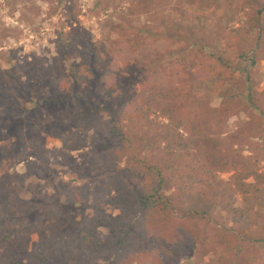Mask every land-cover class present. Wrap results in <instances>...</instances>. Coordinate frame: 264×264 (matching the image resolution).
<instances>
[{
	"label": "rangeland",
	"instance_id": "obj_1",
	"mask_svg": "<svg viewBox=\"0 0 264 264\" xmlns=\"http://www.w3.org/2000/svg\"><path fill=\"white\" fill-rule=\"evenodd\" d=\"M191 0H0V143L2 136L11 134L21 124L27 137L37 136L52 154L38 157L34 154L14 165L16 176L9 195L15 201L12 224L7 233V244L14 239V232L27 222H47L50 212H61L62 230L67 220L91 215L97 208L115 215L117 210L104 206L96 195L110 177L112 164L123 166L130 153L136 159L152 161L173 158L160 132L165 120L145 128L143 137L134 139L129 147L120 137H110L107 121L110 119L108 103L90 98L92 122L83 132L87 137L85 147L59 156L56 149L61 144L60 133L74 129L70 114L80 103L74 98L61 99L53 93L50 100L43 97L54 91V81L68 75L70 65L81 66L91 50L113 52L112 63L123 70L126 63L135 64L144 54L151 61L161 56L158 69L153 74L157 82L181 86L186 102L182 116L190 130L217 139L221 153L227 161V170L219 177L227 179L233 172L234 160L242 157L255 161L264 171V36L259 28L264 25V9L256 8L242 0H209L203 7H193ZM189 19L178 25L181 35H173L174 19L182 12ZM247 13L258 23L244 38L231 30L242 26ZM253 20V21H254ZM167 23L170 24L166 28ZM199 26L200 28L198 29ZM164 28L166 35L147 38L145 28ZM73 29L77 47L68 59L57 53L56 40L60 32ZM201 31L212 44L207 47L196 38ZM199 49L207 55H223L234 62L225 77L215 71L208 77L197 79L195 73L203 65ZM211 59L210 56H205ZM254 60V63H252ZM153 66V67H154ZM250 75V78H249ZM138 84L134 77L127 80ZM232 87L240 97L249 96L247 105L235 106L225 100L223 92ZM252 97L260 105H251ZM254 105V104H253ZM7 121V123H6ZM186 134H189L186 133ZM138 176L136 181H140ZM238 199V204H242ZM0 212L4 209L0 205ZM212 224L231 226L227 211L216 210ZM261 232V229L257 230ZM43 241L32 235L23 248L17 251V264H32L29 253H35ZM25 251V252H26ZM259 254L264 245H258ZM198 249L189 258L177 264H214V256L207 254L198 262ZM30 256V255H29ZM132 264H154L143 251L137 253Z\"/></svg>",
	"mask_w": 264,
	"mask_h": 264
},
{
	"label": "trees",
	"instance_id": "obj_2",
	"mask_svg": "<svg viewBox=\"0 0 264 264\" xmlns=\"http://www.w3.org/2000/svg\"><path fill=\"white\" fill-rule=\"evenodd\" d=\"M208 2L191 0L190 5L203 7ZM242 2L256 8V14L264 9V0ZM247 17L244 25L231 30L240 38L258 25L250 13ZM188 19L189 13L184 11L173 20L176 24L173 35L182 34L178 25ZM169 26L167 23L166 28ZM145 30L150 40L168 32L165 27ZM196 35L210 47L212 43L203 32ZM258 35L264 36V25ZM56 45L58 55L68 59L77 47L74 30L60 32ZM86 51L85 62L79 67L70 65L68 75L54 81V91L43 94L47 100L54 92L56 97L74 98L80 103L70 114L74 129L57 137L61 145L55 148L56 154L67 156L86 146L88 139L83 132L92 122L93 114L85 107L91 106L90 98L96 94L108 103L110 137H120L131 147L134 139L143 137L145 128L165 120L160 137L173 158L155 162L136 159L130 153L125 165H111L105 186L96 190L99 201L117 210V214L97 208L91 215L70 218L61 231V212L55 210L47 215V222L25 223L7 244L11 211L15 210V201L9 195L16 176L14 165L32 154L44 157L53 152L39 137H27L22 125H16L11 134L2 136L0 143V205L4 209L0 212V264H17V251L27 254L23 246L34 234L43 243L35 253H29L27 259L32 264H132L141 251L154 264H177L191 257L195 249L199 251L198 262L212 254L214 264H264V253L258 252V245H264V171L255 166V161L242 157L234 160L233 172L227 179L219 177V173L227 170L219 141L191 131L182 116L186 102L181 86L157 82L153 76L158 69L154 65L160 64L163 57L151 61V55L144 54L135 64L126 63L119 70L112 63L113 52L90 48ZM197 54L204 57L203 65L195 73L197 79L208 77L211 71L225 77L234 62L227 56L206 55L203 49ZM153 62L154 67L150 66ZM130 77L138 84H128ZM249 96L239 98L232 87L223 92L225 100L235 106L247 105ZM256 101L252 97L251 105L260 111ZM261 113L264 126L263 109ZM138 176L140 181H136ZM239 198L242 204H238ZM216 210L229 213L231 226L212 224Z\"/></svg>",
	"mask_w": 264,
	"mask_h": 264
}]
</instances>
